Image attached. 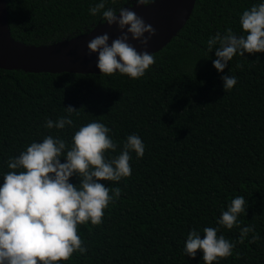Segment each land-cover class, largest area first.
Segmentation results:
<instances>
[{
    "label": "trees",
    "instance_id": "obj_1",
    "mask_svg": "<svg viewBox=\"0 0 264 264\" xmlns=\"http://www.w3.org/2000/svg\"><path fill=\"white\" fill-rule=\"evenodd\" d=\"M97 2L6 0L12 36L40 47L88 34L105 24L89 13ZM256 3L197 0L185 27L139 79L0 70V173L30 143L53 135L70 146L74 132L93 120L109 127L118 145L108 156L118 155L132 134L145 144L142 158L131 153L130 177L101 181L119 187L120 198L104 210L100 225L78 226L87 252L63 264H205L201 252L193 259L183 251L188 233L195 229L203 238L205 227H219L218 235L236 244L219 264H264V53L237 54L218 73L215 49H207L217 32L243 34L240 15ZM134 5L109 0L106 8ZM225 74L237 77L231 90L223 89ZM68 106L76 109L72 127H44ZM236 196L246 201L240 227H254L255 243L251 233L238 243L240 228L216 223Z\"/></svg>",
    "mask_w": 264,
    "mask_h": 264
},
{
    "label": "clouds",
    "instance_id": "obj_2",
    "mask_svg": "<svg viewBox=\"0 0 264 264\" xmlns=\"http://www.w3.org/2000/svg\"><path fill=\"white\" fill-rule=\"evenodd\" d=\"M108 2L98 0L89 13H99L102 23L116 25L121 35L111 43L107 33L94 37L87 44L88 52L97 55L96 67L101 74L118 73L134 80L144 77L155 57L147 51L138 52L128 42L129 36L146 47L155 29L130 8H106ZM155 2L135 0V5ZM239 24L243 34L238 36L227 28L207 41L208 51L215 49L212 64L218 73H223L237 54L264 53V0L243 11ZM221 80L224 91L237 84V77L228 74L222 75ZM75 112L68 106L65 115L56 121L47 119L44 127H72ZM110 133L104 123L93 120L74 132L70 146L59 136L46 135L42 141L30 143L19 156L9 158L6 163L10 171L0 173V264H63L74 253L87 252L78 226L89 222L100 225L104 210L121 195L119 187H105L101 181L119 182L130 177L131 153L140 159L145 152L141 138L132 134L118 155H106L115 153L118 147ZM74 176L79 179L75 185L70 182ZM245 203L242 196L233 198L216 223L229 230L240 228L238 243H244L250 233L249 243H255L259 236L254 227H240L238 220L246 211ZM218 232L219 227H205L201 238L199 231L191 230L184 242V253L194 259L201 252L205 264H219L220 259L232 256L236 244Z\"/></svg>",
    "mask_w": 264,
    "mask_h": 264
},
{
    "label": "water",
    "instance_id": "obj_3",
    "mask_svg": "<svg viewBox=\"0 0 264 264\" xmlns=\"http://www.w3.org/2000/svg\"><path fill=\"white\" fill-rule=\"evenodd\" d=\"M196 3L197 0H157L149 6L127 7L155 29V35L146 47L139 41L132 40L130 36L128 42L138 52L157 54L185 27ZM104 33L109 35V43L121 35L116 25L108 26L105 23L88 34L51 46H27L13 38L7 17L6 0H0V70H22L30 74L103 75L96 67L97 55L88 52L87 44L94 37Z\"/></svg>",
    "mask_w": 264,
    "mask_h": 264
},
{
    "label": "bare ground",
    "instance_id": "obj_4",
    "mask_svg": "<svg viewBox=\"0 0 264 264\" xmlns=\"http://www.w3.org/2000/svg\"><path fill=\"white\" fill-rule=\"evenodd\" d=\"M239 157V156H238Z\"/></svg>",
    "mask_w": 264,
    "mask_h": 264
}]
</instances>
